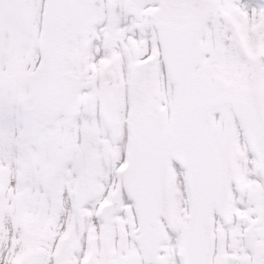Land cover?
<instances>
[{
	"label": "snow or ice",
	"instance_id": "6c2138e0",
	"mask_svg": "<svg viewBox=\"0 0 264 264\" xmlns=\"http://www.w3.org/2000/svg\"><path fill=\"white\" fill-rule=\"evenodd\" d=\"M0 264H264V0H0Z\"/></svg>",
	"mask_w": 264,
	"mask_h": 264
}]
</instances>
